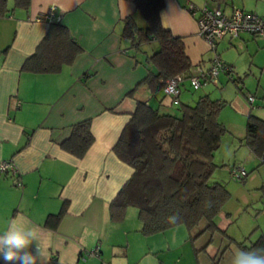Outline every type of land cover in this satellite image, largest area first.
<instances>
[{"label": "crops", "instance_id": "0c3cea01", "mask_svg": "<svg viewBox=\"0 0 264 264\" xmlns=\"http://www.w3.org/2000/svg\"><path fill=\"white\" fill-rule=\"evenodd\" d=\"M163 2L162 27L181 39L192 67L207 70L212 53L198 35L196 19L186 10L188 3L201 7L207 0ZM220 3L227 11L237 7L264 17V0ZM50 8L58 18L53 22L66 27L82 51L58 73H24V62L50 26V22L34 20ZM7 10L0 17V162H11L16 172L0 174V233L13 218L20 222L27 217L44 229L50 264H219L217 257L224 259L230 241L243 242L231 233L237 218L233 221L224 208L216 219L219 232L205 233L194 241L183 226L142 235L133 208L121 222L109 217L110 202L133 173L112 149L136 101L155 108L162 98L163 110L174 108L162 93L155 97L144 87L128 95L148 74L144 54L136 61L129 42L121 36L123 21L129 16L144 26L135 13L134 0H30L27 9L15 8L13 0H7ZM217 52L222 58L227 56L224 60L234 71L245 55L250 65L259 63L249 70L264 72V37L224 38ZM187 94L182 91L180 102L186 101ZM246 104L235 99L233 107L239 116L257 117L262 112L261 107L254 111L252 104ZM86 120H90L94 141L78 159L63 150L61 143L70 137L74 125ZM218 154L213 156L218 167L215 174L223 166L222 159L215 162ZM253 160V174L239 187L243 205L248 204L252 190L264 189V164L255 156ZM63 209L56 225L46 224L49 216Z\"/></svg>", "mask_w": 264, "mask_h": 264}, {"label": "trees", "instance_id": "16d2710c", "mask_svg": "<svg viewBox=\"0 0 264 264\" xmlns=\"http://www.w3.org/2000/svg\"><path fill=\"white\" fill-rule=\"evenodd\" d=\"M29 4L30 0H13L15 8L27 9ZM134 5L144 26L139 27L134 16H129L123 21L121 36L129 42L131 56L136 61L137 56L144 54L148 74L128 95L132 97L136 89L144 87L150 95L156 97L162 93L164 98L167 79L183 75L184 80L178 103L170 104L174 107L171 111L163 110L162 98L155 108L147 102L136 101L131 118L112 149L133 173L110 202L109 217L113 222H121L127 210L133 208L144 236L178 226H183L193 241L205 233L212 236L219 232L216 219L230 197L223 185L211 181L218 168L213 156L227 132L219 121L226 102L212 99L209 94L199 96L193 105L180 102L192 65L181 39L161 25L160 12L164 2L134 0ZM7 11V0H0V17ZM81 51L66 27L59 22H50L45 36L21 71L55 74L63 66L71 65ZM90 127V120L74 125L61 148L82 158L94 141ZM241 142L260 161L264 157V120L247 115ZM260 164L264 163L260 161ZM63 212L64 209L56 216H49L46 224L56 225ZM175 213L180 214L181 220L171 224L167 217ZM238 246L242 249L264 247V234L248 246Z\"/></svg>", "mask_w": 264, "mask_h": 264}, {"label": "rangeland", "instance_id": "374dc122", "mask_svg": "<svg viewBox=\"0 0 264 264\" xmlns=\"http://www.w3.org/2000/svg\"><path fill=\"white\" fill-rule=\"evenodd\" d=\"M224 57L227 58V56H223L221 59L232 68V73L230 75L221 74L216 84H207L196 91L190 89L189 83L185 82L188 94L185 95L186 101H182L184 104L193 105L199 96L209 94L212 99L226 102V106L220 112L219 121L227 132L222 137L221 146L218 149L220 158L216 157L215 159V162L223 160V166L220 168L222 172L214 173L211 181L224 185L226 190L232 193L223 208L231 212L233 221L237 218L231 228V233L236 235L237 240L243 239V242L230 241L224 259H221V255L217 257L219 264H228V258L233 250L239 248L238 244L248 246L255 242L261 234H264V214L261 213L264 212V189L252 190L249 193L248 204L243 205L239 194V187L243 182L234 181L228 170V167L244 166L248 177L253 174L251 170L252 164L255 162L254 156L250 152L248 155V148L241 142L245 135L246 115L239 116L233 106L237 98L247 105L246 103H249L247 99L251 96L254 100L252 108L255 111L257 106L261 107L262 112L257 117L264 120V72L253 68L249 70V66L252 67L259 63L250 65V58L245 55L239 61V69L234 71V68L224 60Z\"/></svg>", "mask_w": 264, "mask_h": 264}, {"label": "built area", "instance_id": "2783aa9c", "mask_svg": "<svg viewBox=\"0 0 264 264\" xmlns=\"http://www.w3.org/2000/svg\"><path fill=\"white\" fill-rule=\"evenodd\" d=\"M186 10L196 19L199 37L205 41L212 59L208 70L201 66L192 67L188 82L193 90H198L207 84H216L220 74L230 75L232 68L228 66L217 52V44L224 38L235 39L243 34L264 37V17L255 13L247 12L241 8L232 7L227 11L218 0H207L206 4L197 7L188 3ZM54 9L50 8L45 14L38 16L35 22L57 21ZM184 80L183 75H175L166 80L164 85V96L170 104H177L180 95V85ZM249 104L253 103V98L248 97ZM264 163V157L260 160ZM15 168L11 162H0V174H15ZM230 177L234 181H242L248 176V172L241 166H233L229 170ZM20 186V182H16ZM88 256L96 253L87 254Z\"/></svg>", "mask_w": 264, "mask_h": 264}, {"label": "clouds", "instance_id": "9594fccd", "mask_svg": "<svg viewBox=\"0 0 264 264\" xmlns=\"http://www.w3.org/2000/svg\"><path fill=\"white\" fill-rule=\"evenodd\" d=\"M208 203L211 206V202ZM180 220L179 213L167 217L171 224ZM43 239L44 229L34 225L27 217H21L20 222L13 218L6 230L0 233V260L4 264H50ZM228 264H264V247L237 248L231 252Z\"/></svg>", "mask_w": 264, "mask_h": 264}]
</instances>
